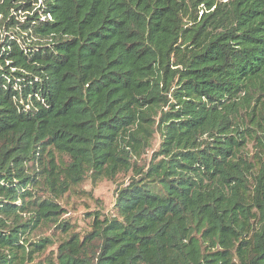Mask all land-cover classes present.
I'll list each match as a JSON object with an SVG mask.
<instances>
[{
	"label": "trees",
	"instance_id": "trees-1",
	"mask_svg": "<svg viewBox=\"0 0 264 264\" xmlns=\"http://www.w3.org/2000/svg\"><path fill=\"white\" fill-rule=\"evenodd\" d=\"M35 1L0 0V264L44 224L48 264H264V0ZM128 171L110 214L57 218Z\"/></svg>",
	"mask_w": 264,
	"mask_h": 264
},
{
	"label": "rangeland",
	"instance_id": "rangeland-1",
	"mask_svg": "<svg viewBox=\"0 0 264 264\" xmlns=\"http://www.w3.org/2000/svg\"><path fill=\"white\" fill-rule=\"evenodd\" d=\"M39 1L30 0V6L35 7ZM28 11H15L11 9L10 13L14 18L21 19ZM201 13V12H199ZM7 29L2 23V14L0 13V38L5 36ZM160 139L158 134H154L149 145L143 149L139 158L136 159L137 166H146L154 151L157 150ZM131 175V171L120 173L113 179L102 178L96 182H92L90 178L85 180L74 190L64 194L61 199L57 200L61 207V213L57 216L58 219H66L76 231L85 230L90 223V215L94 212L102 214H110L112 206L116 198V192L119 186ZM40 237H47L52 241L43 251L34 256V260L27 264H48V260L53 258L56 247L61 239L59 231L53 224L41 225L30 236V240H36Z\"/></svg>",
	"mask_w": 264,
	"mask_h": 264
}]
</instances>
